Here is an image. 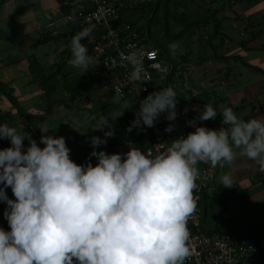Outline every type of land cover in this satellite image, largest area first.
Returning a JSON list of instances; mask_svg holds the SVG:
<instances>
[{
  "label": "clouds",
  "instance_id": "obj_1",
  "mask_svg": "<svg viewBox=\"0 0 264 264\" xmlns=\"http://www.w3.org/2000/svg\"><path fill=\"white\" fill-rule=\"evenodd\" d=\"M93 27L71 37L69 63L80 74L95 65L90 67L92 58L82 43ZM143 55L139 48L121 53L131 65L132 81L142 79ZM122 89L114 88L115 98L124 94ZM176 109L173 87L151 92L127 131L154 127L166 113L164 131L171 133ZM220 114L223 127L197 126V121L217 116L214 105L205 103L188 121L194 131L157 144L154 151L129 142V150L118 153L97 150L115 134L106 119L97 129L107 126L108 131L103 138H90L92 151L83 164L71 159L65 137L45 134L47 127L40 128V147L23 130L0 123V139L11 145L0 149V202L6 204L3 215L9 226L0 227V264H185L197 165L222 167L236 159L239 149V155L264 171V115L245 121L248 114L238 115L231 107ZM220 184L232 187L233 176L223 174ZM9 187L15 199L7 195Z\"/></svg>",
  "mask_w": 264,
  "mask_h": 264
},
{
  "label": "crops",
  "instance_id": "obj_2",
  "mask_svg": "<svg viewBox=\"0 0 264 264\" xmlns=\"http://www.w3.org/2000/svg\"><path fill=\"white\" fill-rule=\"evenodd\" d=\"M211 1L192 0L194 12L199 14L197 17L208 21L207 26L201 29L194 27V42L190 45V51L182 48L183 55L189 54L190 62L183 65L191 70V82L188 85L191 89L187 87L188 93L182 97L177 96V106L196 117L205 103L214 105L217 110L216 118L197 122L211 129H219L224 126L220 112L226 107L233 108L238 115L248 114L243 117L245 121L250 117L264 115V0ZM48 2H53V6L48 7ZM38 3L46 7L43 10L58 8L57 12L60 11L57 0H0V51L15 50L28 44L14 36L34 23H44L39 19L44 11L39 9L42 6H37ZM54 16L55 14L51 19ZM85 41L84 39L86 44ZM40 50L41 48L33 55L45 66L38 56ZM29 53L14 61L8 58L4 60L0 55V80L12 86L14 97L34 123L29 132L23 123L15 121L14 127L24 130L26 138L28 134L37 141L38 146L43 147L39 143V131L41 127H47L49 132L46 135L66 138V144L71 149L70 157L77 164H83L89 159L92 151L90 138H103L104 132L108 131L107 126L97 129L104 125L106 119L115 134L108 138L106 145H101L97 150L118 153L121 142L133 139L134 128L131 132L127 131L132 119L131 115L126 116V105L121 103L119 106L111 92L105 89L103 82H94L87 92L74 100L64 92L65 101L60 105L55 103L49 109L45 94L48 91L41 89L28 73L29 61L26 56ZM70 58L66 67L67 78L83 75L85 72L80 74L81 70L69 63ZM89 71L95 75L96 70L92 71L90 68ZM172 76L168 86L174 82ZM57 80L58 84L63 85L64 76L59 75ZM14 113L16 115L15 110ZM235 151L237 157L233 162L224 163L222 167L216 166L208 182L209 189L201 197L204 225L210 233L251 239L259 247L260 264H264V171L239 155V149ZM91 162L96 163L94 157ZM201 167H204V163L198 164L196 182L200 177ZM225 173L233 176L234 185L230 188L220 184V177ZM219 209L223 212L222 220L218 217Z\"/></svg>",
  "mask_w": 264,
  "mask_h": 264
},
{
  "label": "built area",
  "instance_id": "obj_3",
  "mask_svg": "<svg viewBox=\"0 0 264 264\" xmlns=\"http://www.w3.org/2000/svg\"><path fill=\"white\" fill-rule=\"evenodd\" d=\"M140 2L142 0H128L127 3L124 0H65L61 5L69 10L64 20L70 28L94 26L85 40L86 45H94L93 61L97 67L95 75H103L104 87L113 97L115 87L123 88L124 94L114 99L132 109V120L139 111L140 102L149 93L168 86V79L174 71V65L160 55V49L142 37L140 27L128 24L121 14L123 9H134ZM129 45L134 47L130 48ZM135 48L142 49L144 54V72L138 81L130 80L131 65L126 64L121 57L122 52L128 53ZM164 68L167 70L163 71ZM176 110L178 116L173 122L175 128L171 133L164 131L169 122L164 118L166 113L161 114L154 127L142 126L143 130L134 128V139L121 142L120 152L129 150V142L145 151H154L155 145L170 143L178 136L194 131V127L188 123L194 116L178 106ZM197 126L201 125L197 122ZM215 168L210 163L200 168V177L196 182L198 187L194 189L196 209L187 224L190 255L185 264H260L259 247L251 239L210 233L204 225L201 197L209 189L208 182Z\"/></svg>",
  "mask_w": 264,
  "mask_h": 264
},
{
  "label": "trees",
  "instance_id": "obj_4",
  "mask_svg": "<svg viewBox=\"0 0 264 264\" xmlns=\"http://www.w3.org/2000/svg\"><path fill=\"white\" fill-rule=\"evenodd\" d=\"M64 1L65 0H57L58 5L60 6L58 16H64L69 11L68 8L61 6ZM127 1L128 0H124L126 3ZM219 1L220 0H212L211 2L213 3ZM193 6L194 2L188 0H143L134 9L129 7L123 9L121 14L124 16L125 21L132 26H136L138 21H143L142 27L139 28L142 37L147 38L149 41L154 43L155 46L160 49V55L169 59L167 55L169 50H174L179 47L185 48L186 50L190 49V45L194 42V27L201 29L202 27L207 26L208 20L206 18H198L197 15L199 14L194 12ZM199 8L202 9L201 7ZM133 13H136L137 15ZM184 21L186 22L185 25L182 23ZM81 30L82 29L79 28H70L69 25H66L65 29L61 32H57V35L53 36L51 32H47L46 34L40 35L36 38L33 45H31V51H38L39 48L47 46V44L51 43L53 40L60 41L61 43L68 45L71 41V37ZM154 35L161 36L164 39V43H159V40L153 37ZM87 47L89 50L88 54L93 59L95 56L94 45L89 44ZM59 55L60 61L48 67L41 65L32 53H29L26 56L29 61L27 67L29 75L32 76L33 81L38 82L41 89L48 91V94H45L49 109H51L55 103H59L60 105L65 101L66 98L63 96L64 92H67L69 98L74 100L79 95L87 92L88 87L91 84L94 82L102 83L104 80L103 75H93L89 70L81 76H71L67 78L68 72L66 71V67L68 59L70 58V53L67 48H65ZM188 62H190L189 54L186 53L181 57L180 63L185 64ZM175 71L176 68L174 65V71L171 76L175 73ZM59 75L64 76L63 85L58 84L57 77ZM169 80L170 77L168 79V84ZM56 88L57 90H55ZM13 94L14 89L12 86L3 80H0V123H8L10 126H15V121L19 120L26 127V130L31 132V127L34 125L33 120L20 106V103L16 100ZM117 104L119 106L122 105L118 101ZM12 109L13 111H11ZM126 109L128 111L126 116L131 115L132 119V109ZM14 110L16 111V115ZM39 134L41 136L42 133L39 131ZM23 143L25 148L29 145V141L27 139ZM10 146L9 140L0 139V149ZM6 192L9 198L15 199L10 187L6 189ZM5 207L6 204L4 202H0V227H3L5 230H9V226L3 215Z\"/></svg>",
  "mask_w": 264,
  "mask_h": 264
},
{
  "label": "rangeland",
  "instance_id": "obj_5",
  "mask_svg": "<svg viewBox=\"0 0 264 264\" xmlns=\"http://www.w3.org/2000/svg\"><path fill=\"white\" fill-rule=\"evenodd\" d=\"M188 1H192V0H188ZM52 3L53 2H48L46 5L48 7H52L53 6ZM37 6H42V4L38 3ZM45 8L46 7L42 6L39 9L43 10ZM65 8H67V7H65ZM47 9H49V10H43L44 12H42V14H41L43 16L39 17L40 21L43 20L44 23H41V24L34 23L33 26H30L29 28L23 29L21 33H17V36H14L15 38L18 37L19 41H23V42L27 41L28 44L22 46V48L18 47L19 49L0 51V55H2L1 56L2 59H4V60H7V58L10 60L19 59L20 57H23V55L27 52L28 53L31 52L32 54L33 53L36 54L37 51L36 52L31 51V49H32L31 45H33V43L35 42V40L38 36L44 35L47 32H51L54 36V35H57V32H61L63 29H65V27L67 25L66 21L64 20L65 16L60 15L61 16V19H60V17L58 16L59 13L57 12L58 8H52V9L47 8ZM44 13H45V15H44ZM54 14H55L54 18L51 19V16H53ZM133 14L137 15L136 13H133ZM37 15L38 16L40 15L39 11L37 12ZM46 17H48V18H46ZM57 17H58V20H57ZM51 20H53V22ZM182 23H183V25L186 24L185 21ZM142 24H143V21H138L137 26L141 28ZM153 37L157 38L159 40V43H161V44L164 43V41H163L164 39L161 36H155L154 35ZM82 43H84V39L82 40ZM60 47H61V49H60ZM65 47L67 48L68 52L70 53V57H71V44L69 43L68 45H65V44L63 45V43H61L60 41H55V40H53L51 43L47 44V46L41 47L40 52H38V56L41 57V60L43 61L45 66H49L53 63H57L58 61H60V55L59 54L63 49H65ZM28 48H30V50H28ZM56 48H58V49L56 50ZM167 55H168V58L170 59V61L176 66V70L179 67L177 70L179 75H176V74H178L177 72L174 73V75L172 76L174 82L172 81L170 86L175 89L177 96L179 95L180 97H182L184 94L188 93L186 91V88L190 86L189 84L191 82L190 81L191 70L188 69L189 67L180 63L181 57L184 56L182 48H180V49L175 48L174 50H169ZM169 59H168V61H169ZM92 65H94L93 61L91 63V66ZM91 69H92V71L97 70V67H95V65H94L93 67H91ZM75 73H76V71H75ZM189 88L191 89V87H189ZM192 96H193V91H191V93H190V97H192ZM55 129H57V126ZM18 130H20V128H18ZM52 131L55 132L54 129ZM65 136H66V133H65ZM197 167H198V165H197ZM222 214H223V212H221V210L219 209L218 217L220 220H222ZM209 220H210V218H209ZM209 224H211V222H209ZM262 244H263V248H264V243L262 242Z\"/></svg>",
  "mask_w": 264,
  "mask_h": 264
}]
</instances>
